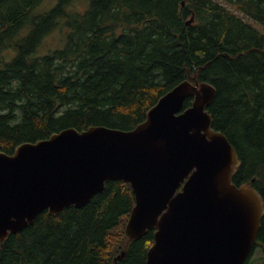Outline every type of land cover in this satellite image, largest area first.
<instances>
[{"label": "trees", "instance_id": "trees-1", "mask_svg": "<svg viewBox=\"0 0 264 264\" xmlns=\"http://www.w3.org/2000/svg\"><path fill=\"white\" fill-rule=\"evenodd\" d=\"M41 1L0 0V152L68 126L133 128L163 93L193 78L216 88L207 109L241 161L232 181L250 182L264 200V33L230 8L264 27V0H89L70 14L59 0L35 16L33 38L15 45L20 19L33 18ZM59 17L63 47L33 57L32 43ZM7 51L16 54L6 60ZM133 205L130 184L108 180L86 205L45 210L9 234L0 264H145L154 231L127 240ZM255 248L264 255V215L243 264Z\"/></svg>", "mask_w": 264, "mask_h": 264}, {"label": "water", "instance_id": "water-1", "mask_svg": "<svg viewBox=\"0 0 264 264\" xmlns=\"http://www.w3.org/2000/svg\"><path fill=\"white\" fill-rule=\"evenodd\" d=\"M215 91L209 82L185 79L133 128L68 126L0 152V241L41 212L82 207L107 180H121L134 194L127 240L154 231L145 264H243L264 200L250 182L232 181L241 161L211 126L207 107ZM187 97L192 102L183 109Z\"/></svg>", "mask_w": 264, "mask_h": 264}, {"label": "rangeland", "instance_id": "rangeland-1", "mask_svg": "<svg viewBox=\"0 0 264 264\" xmlns=\"http://www.w3.org/2000/svg\"><path fill=\"white\" fill-rule=\"evenodd\" d=\"M222 1V0H220ZM58 0H42L40 4H38L34 11L39 13H44L50 11L56 4ZM67 13H74V12H83L86 7L89 5V0H67ZM87 3V4H86ZM231 9L239 13L241 16L244 17L246 21L249 23L254 24L262 33H264V27L259 23H253L252 19L249 18L247 15H244L241 11L233 8L230 6ZM59 26H54L49 32H47L40 44L36 47L37 54L43 55L47 52L53 51L55 49H60L64 45V39L62 36V32L60 31L64 18H58ZM46 26V23L42 26L41 30H43ZM35 49V50H36ZM248 264H264V255L260 248H255L248 259Z\"/></svg>", "mask_w": 264, "mask_h": 264}, {"label": "flooded vegetation", "instance_id": "flooded-vegetation-1", "mask_svg": "<svg viewBox=\"0 0 264 264\" xmlns=\"http://www.w3.org/2000/svg\"><path fill=\"white\" fill-rule=\"evenodd\" d=\"M30 14H31V17L33 18L26 19V21L23 17L20 19V27L17 30V33L15 35V40L13 42L15 45L23 44L24 42L28 41L30 37L33 38V36L37 33V17L35 16L38 15V13H36L33 9L30 12ZM32 48H34V43H32ZM13 54H16V53L6 52L5 53L6 60H10L11 55Z\"/></svg>", "mask_w": 264, "mask_h": 264}]
</instances>
